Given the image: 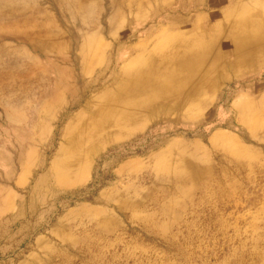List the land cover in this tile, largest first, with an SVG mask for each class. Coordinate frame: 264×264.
<instances>
[{
    "label": "rangeland",
    "instance_id": "obj_1",
    "mask_svg": "<svg viewBox=\"0 0 264 264\" xmlns=\"http://www.w3.org/2000/svg\"><path fill=\"white\" fill-rule=\"evenodd\" d=\"M29 1L0 14V264H264V60L220 75L188 114L83 131L117 53L164 28L227 23L245 0H166L132 35L102 34L113 58L77 68L86 29L45 20L62 19L63 0ZM43 27L63 34L54 52L27 39Z\"/></svg>",
    "mask_w": 264,
    "mask_h": 264
},
{
    "label": "bare ground",
    "instance_id": "obj_2",
    "mask_svg": "<svg viewBox=\"0 0 264 264\" xmlns=\"http://www.w3.org/2000/svg\"><path fill=\"white\" fill-rule=\"evenodd\" d=\"M63 1L62 19L45 13V20L53 25L58 19L66 18V22L86 29L79 49L81 55L76 56L73 66L79 63L88 66L98 54L113 58L114 50L111 43L103 39V33L111 37L132 35L133 29L129 28L132 22L142 18L150 9L162 7L166 0ZM257 1L260 4L253 7L249 5L250 0L229 6L227 10L239 8L242 13L227 23L223 21L222 13H217L219 23L212 28L199 23L178 31L164 28L156 43L140 40L136 45H128L124 53H117V61L124 63L114 69L112 78L115 84L96 110L94 115L97 118L92 127L87 125L84 133H103L108 127L143 123L166 116L171 111L188 114L197 104L204 102L220 75L253 67L264 60V0ZM216 4L212 2V5ZM32 5L29 0H0V14L17 19L21 9L27 11ZM103 17L106 21L101 29L99 24ZM210 20L206 21L210 23ZM49 31L46 27L38 32L28 31L27 39L42 53L54 52L65 41L60 40L63 34L53 27ZM71 32L70 29L67 31L69 37L74 32L77 34L76 30ZM225 36L229 42H222ZM66 48L70 52L71 42ZM5 50L0 47V52ZM105 71L100 69L97 76Z\"/></svg>",
    "mask_w": 264,
    "mask_h": 264
}]
</instances>
